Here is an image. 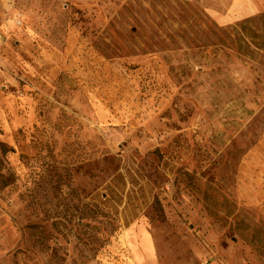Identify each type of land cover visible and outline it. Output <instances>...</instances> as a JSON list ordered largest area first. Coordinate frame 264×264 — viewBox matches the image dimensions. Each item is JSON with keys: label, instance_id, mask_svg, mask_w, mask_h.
I'll list each match as a JSON object with an SVG mask.
<instances>
[{"label": "rangeland", "instance_id": "obj_1", "mask_svg": "<svg viewBox=\"0 0 264 264\" xmlns=\"http://www.w3.org/2000/svg\"><path fill=\"white\" fill-rule=\"evenodd\" d=\"M0 264H264V0H0Z\"/></svg>", "mask_w": 264, "mask_h": 264}, {"label": "trees", "instance_id": "obj_2", "mask_svg": "<svg viewBox=\"0 0 264 264\" xmlns=\"http://www.w3.org/2000/svg\"><path fill=\"white\" fill-rule=\"evenodd\" d=\"M252 23V19L251 18H247L245 19L244 21H242L240 24H239V27L241 28L242 32H246V35L247 34H250L249 32V28H250V25ZM245 35V34H244ZM240 37V36H239ZM241 39V38H239Z\"/></svg>", "mask_w": 264, "mask_h": 264}]
</instances>
